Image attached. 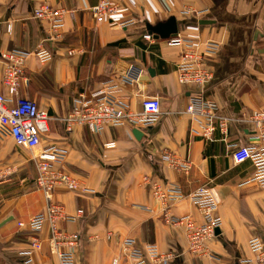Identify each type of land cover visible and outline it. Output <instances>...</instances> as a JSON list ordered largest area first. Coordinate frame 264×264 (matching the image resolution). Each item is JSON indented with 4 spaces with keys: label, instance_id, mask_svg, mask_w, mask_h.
<instances>
[{
    "label": "crops",
    "instance_id": "crops-1",
    "mask_svg": "<svg viewBox=\"0 0 264 264\" xmlns=\"http://www.w3.org/2000/svg\"><path fill=\"white\" fill-rule=\"evenodd\" d=\"M43 2L65 11L57 37L49 19L35 16ZM98 2L0 0V52L32 53L39 46L52 52L48 61L33 54L28 58L14 96L2 83L5 62L0 58V93L12 99L11 105L22 98L33 100L49 116V131L32 149L19 146L0 128V170L6 178L0 182V264H60L49 244L50 222L39 232L27 225L48 207L45 192L36 184L35 156L51 145L66 151L62 169L86 188L70 190L59 185L53 190L54 201L68 214L84 210L76 222H58L61 229L82 235L76 264H112L116 257L124 261L125 238L134 239L139 248L156 244L160 252L173 253L172 264L256 261L249 242L258 237L264 244V187L251 180L252 161L236 163L228 145L248 144L256 125L245 114L264 107V0H125L118 20H132L126 27L97 22L90 8ZM171 16L177 19L179 36L218 44L204 58L212 76L202 86L179 82L182 48L155 34L151 40L144 38L150 34L146 22L156 24ZM130 69L142 74L133 86L121 81ZM112 81L131 97L133 110L141 109L144 96L159 97L158 121L140 129L141 139L127 124L101 133L82 125L69 130L65 118L77 98ZM196 93L214 100L216 114L229 120L226 140L220 131L214 132L213 140L192 131L198 125L193 124L187 105ZM109 141H115L116 147L105 148ZM166 152L188 162V168L170 166L163 158ZM147 176L180 187L186 196L202 186L211 189L223 221L207 241L212 256L193 253L184 226L166 220L168 214L188 215L201 224L204 219L198 206L185 197L165 207L144 183ZM34 238L43 247L27 263L21 253Z\"/></svg>",
    "mask_w": 264,
    "mask_h": 264
},
{
    "label": "built area",
    "instance_id": "built-area-1",
    "mask_svg": "<svg viewBox=\"0 0 264 264\" xmlns=\"http://www.w3.org/2000/svg\"><path fill=\"white\" fill-rule=\"evenodd\" d=\"M125 0H99L90 8L97 22H112L119 27H126L132 20H118L123 2ZM65 11L54 9L51 5L43 2L35 10L38 18L50 20L51 30L57 37L63 27ZM11 31V24H8ZM145 39L151 40L152 35L146 34ZM171 46L182 48L181 60L177 66L179 82L184 85L202 86L211 79L212 72L204 65V58L208 53L217 50L218 44L213 41L201 42L194 39L175 36L166 39ZM35 55L42 61L52 58V52L39 46L34 52H27L21 49H13L0 52V58L5 62L2 83L9 91L10 95H17L24 74L25 64L31 55ZM142 74L135 73L132 69L126 71L122 77V82L130 86L138 84ZM130 96L122 92L118 82L107 83L104 89L92 92L90 95L82 94L75 101L71 112L66 116L67 128L71 130L75 125L87 127L94 133H101L110 126L130 125L134 128L142 129L153 126L161 112V100L157 96H144L141 100V109L133 110L130 105ZM12 99L0 93V128L11 136L19 146L32 149L41 144L42 135L49 131L48 113L38 104L30 99H18L15 105H11ZM217 103L200 93L190 96L187 105V112L191 116L193 132L203 135L209 140H213L215 131L223 134L224 140L229 132V120L219 117L216 114ZM250 121L256 125V131L250 135L246 145L237 142L230 143L231 156L236 163L251 160L255 173L252 181L264 187V107L253 110L245 114ZM116 147L115 141L105 143V148ZM66 158V151L56 145L44 147L37 156L35 163L37 169L36 184L45 192L48 207L46 212L34 215L27 223L33 232H39L43 226L50 222L51 235L49 244L51 251L56 254L60 264H76L78 245L82 235L79 231L64 230L58 225L60 220L76 222L84 214L83 209H78L76 215L68 214L65 207L55 202L53 190L63 185L70 190L86 189L81 180L73 177L62 169ZM163 158L170 166L177 169H187L188 162L177 159L169 152L164 153ZM5 175L0 170V182L4 181ZM144 183L149 185L153 194L165 207L187 197L192 203L198 206L203 215V223L197 224L190 216L166 215L167 222L174 225H183L188 239L190 250L199 256H212L207 247V241L217 234V230L222 226V218L217 215L218 202L208 186H202L187 196L182 189L176 185L164 184L157 179L145 177ZM19 226L26 225L18 222ZM249 245L252 251L258 256L257 260L243 259L239 264H264V244L258 237L250 240ZM61 246L67 249H61ZM42 241L34 238L26 251L21 254L27 257V263L31 261L34 251L41 250ZM125 260L120 257L113 259L112 264H172L173 253L160 252L156 244H148L145 248L136 246L135 240L125 238L122 241Z\"/></svg>",
    "mask_w": 264,
    "mask_h": 264
},
{
    "label": "water",
    "instance_id": "water-1",
    "mask_svg": "<svg viewBox=\"0 0 264 264\" xmlns=\"http://www.w3.org/2000/svg\"><path fill=\"white\" fill-rule=\"evenodd\" d=\"M146 26L150 34H155L156 37L161 39H168L170 37L178 36L179 34V27L175 16H171L167 20L158 22L156 24L146 22ZM133 134L138 139H141L142 130L135 128L133 130ZM217 231H219V229Z\"/></svg>",
    "mask_w": 264,
    "mask_h": 264
}]
</instances>
